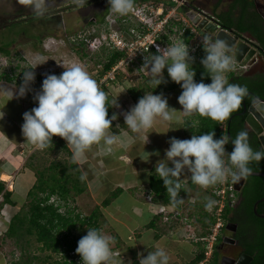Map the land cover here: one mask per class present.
<instances>
[{"label":"clouds","instance_id":"9594fccd","mask_svg":"<svg viewBox=\"0 0 264 264\" xmlns=\"http://www.w3.org/2000/svg\"><path fill=\"white\" fill-rule=\"evenodd\" d=\"M30 6L36 16H44L49 6L48 0H20ZM82 0H77L81 3ZM111 13L126 16L134 9V0H108ZM205 56L201 60L207 70L211 83L196 82L195 70L190 67L193 58L189 46L183 41L167 45L158 54L144 56L143 68L150 73V85L157 88L167 83L164 69L171 81L182 88L178 103L186 116L199 114L217 122L228 120L233 112L239 110L248 95L244 85L229 83L226 73L232 70V56L229 45L222 39L202 38ZM42 64V63H40ZM35 67L25 69L22 84L15 91L4 87V92L13 99L14 95L23 98L35 81ZM59 76L49 74L43 79L41 89L34 96L37 106L23 114L22 135L37 149H45L52 144L53 136L63 138L72 146L73 160L79 159L92 145L103 142L105 146L117 143V134L111 132L112 122L118 116L109 118V107H119L117 98L108 103L107 93L80 64L65 68ZM176 109L169 107L164 95L145 93L138 102L123 113L124 123L132 133H142L159 121L171 123L176 117ZM4 113L0 111V119ZM178 122V121H177ZM215 131L193 135L190 139L171 138L170 147L165 150V158L157 162L155 174L162 180L167 196L171 201L182 203L180 177L187 171L193 184L207 189L229 178L233 184L240 183L253 174L251 165L264 160V150H254L245 130L237 133L234 139L227 135L215 138ZM231 143L233 149L226 152L225 146ZM159 155V153H156ZM169 164L172 166L170 167ZM86 179V173L79 177ZM216 201L207 198L205 209L211 211ZM113 238L101 230L90 228L78 241L75 249L81 257V264H116L111 244ZM169 255L160 247L141 256L139 264H168Z\"/></svg>","mask_w":264,"mask_h":264},{"label":"crops","instance_id":"0c3cea01","mask_svg":"<svg viewBox=\"0 0 264 264\" xmlns=\"http://www.w3.org/2000/svg\"><path fill=\"white\" fill-rule=\"evenodd\" d=\"M236 1L234 0L226 13L233 9V18L237 20L242 15L243 9ZM247 1L250 2V0ZM260 3L262 4L263 1L260 0ZM193 4L196 7L205 8L204 0H193ZM215 14L221 20L222 14L217 12ZM240 35L252 46L259 48L249 32L240 33ZM235 76H244V74L242 72ZM21 84L22 82L0 80V111L4 113L3 119H0V181L6 183V189L13 193L14 201L12 205H5L0 210V264H14L19 259L15 253H12L11 261H9L10 258L1 248V243L6 242L17 249L14 242L5 237V233L12 218L26 203L28 193L36 183L35 173L28 163L38 149L26 141L22 135L21 125L24 122L23 114L37 106L34 96L39 91L35 84L31 83V90L23 98L14 95L13 99L9 100L10 97L4 92L6 87L15 93ZM161 93L167 98L169 107L177 110L176 119L173 122L165 124L157 121L152 128L142 133H132L124 123L123 114L115 107L112 114L116 113L118 118L112 122L110 131L117 134V143L112 146H105L103 142L94 144L75 160L82 173H86L87 183V191L77 198L78 203L76 202L77 207L78 205L83 207L84 217L80 215L83 218H89L93 211L98 212L96 224L99 230L113 238L112 250H118L125 255L123 264H139V255L146 257L144 254L155 251L157 247L163 248L168 253L170 264H194L196 256L201 251L199 244L184 240L182 228L177 226L173 231L162 230L158 205L164 204L171 209H179L183 207L182 203L178 206L168 205L161 198L156 197L155 204H149L143 197L144 192L151 191L150 182L155 174V166L159 160L165 158V150L170 147L169 141L173 138L172 135L178 133L177 136H179L181 132L184 133L188 127L187 124L194 117L179 112L182 111V106L178 103V97L182 93L181 87L177 91H158L153 94ZM138 100L136 99L135 102L137 103ZM120 125H122L121 128ZM67 146L71 154L70 159L73 160L72 146ZM169 166L172 165L169 164ZM180 179L181 185L187 189L190 173L185 171ZM189 189L192 192L196 190L202 193L198 185ZM191 196L190 201L197 199L196 204L193 205V213L199 217L198 222L205 226L206 201L204 198ZM183 197L188 199L189 194ZM3 200V195H0V204ZM77 210L81 213L79 209ZM79 234L78 231L74 232L75 236ZM35 248H38V251H35ZM40 248L39 245L34 246L35 256L44 260L51 255L49 252L41 251ZM32 264H52V261L45 260Z\"/></svg>","mask_w":264,"mask_h":264},{"label":"trees","instance_id":"16d2710c","mask_svg":"<svg viewBox=\"0 0 264 264\" xmlns=\"http://www.w3.org/2000/svg\"><path fill=\"white\" fill-rule=\"evenodd\" d=\"M89 1V0H87ZM138 1L147 0H134V3ZM163 1L168 4H173L171 0H156ZM239 0L236 3L242 6L243 11L241 16L236 20L234 19L233 9L228 13L220 15L221 24L223 27L232 30L235 34L240 35V33L249 32L250 36L256 41L257 46L262 51V59L264 61V19L258 13L253 0L248 2L247 0ZM242 1V2H241ZM193 4V0H190ZM89 3H92L91 1ZM98 5L107 6L108 0H103ZM182 11H184L182 7ZM10 44H6L0 47V55L4 54L6 56L10 55L9 51ZM85 51V50H84ZM78 52V50H77ZM205 53L203 54V57ZM121 57L120 54H111L108 56V62L105 63L104 71L110 70ZM190 67L195 70L194 80L196 82H204L205 84H210L211 79L206 69H204L201 62H195ZM164 74L167 83H162L157 88L155 85L153 87L149 86L148 83L143 84L138 87H132L129 89V93L135 99H140L143 94L148 92H170L178 89L179 84L171 81L168 76L167 69H164ZM229 83L240 84L243 83L248 90L254 92L256 96L264 99V76L258 77V80L250 79V83H247V79L243 76H235L230 74L228 76ZM0 80L14 81V77H9L7 75H0ZM40 80L39 83L36 81ZM35 82V83H34ZM35 87L38 91L41 89L43 79L40 76L35 78ZM252 97L247 101L250 104ZM244 101V100H243ZM239 110L233 112L230 118L222 123L214 121L206 116H201L195 114L193 117L195 124L189 122L187 124L189 134L201 135L209 131H215V138H220L222 135H230L231 139H234L238 132L241 130L247 131L246 128V115L240 114L244 107L243 102ZM108 103L111 105L112 99L108 96ZM115 107H109L108 115L109 118L112 116V110ZM250 136V145L255 150H263L260 148V143L258 137L254 132L247 131ZM228 149L230 152L233 149L231 143L228 144ZM56 152L65 151L68 156L71 157L70 151L68 149L67 143L61 138L56 139L55 136L52 138V144L43 151ZM40 152L34 153L30 158L28 166L34 171L36 176V183L30 190L27 196V203L21 208V210L12 218L8 225L5 237L12 240L16 248L20 251L21 255L16 263L14 264H32L34 262H44L52 261V264H63L61 262L53 261V254L58 255L61 251L68 252L75 246H78L79 239L84 236L81 234L85 228H96L99 226L96 224V218L98 216L97 211H93L89 218H83L80 214L76 213L75 209H68L67 206L69 202L75 200L77 197L83 195L87 191L86 180H81L79 177L82 174L81 169L77 163L71 159V162L67 160H55L50 162L48 166L42 169L37 165L38 157ZM36 161V162H35ZM253 171L264 172V160L260 164L253 163L251 165ZM251 181L257 183L256 193L257 197L254 198L251 203H248V211L252 219L263 227L264 229V219H258L253 214V206L255 200L259 197L264 196V177H251ZM196 184H193L191 180L189 181V187L194 188ZM150 189L155 194L157 198H161L165 204L178 206L179 203L174 204L171 199L167 196L166 189L163 186L162 180L154 174L151 178ZM263 190V192L261 191ZM0 195H3V202L0 204V210L3 209L5 205H12L14 203L12 197L13 193L6 189V183L0 181ZM188 195L187 189L181 185V191L179 197ZM52 197H57L67 208L66 213H61L60 209L62 205L56 206L50 203ZM260 210H264V203L260 204ZM231 207H228L225 211V218L229 216ZM78 231L79 236H75L74 232ZM221 241V237L220 240ZM41 246V251H46L51 253L44 260L43 258L35 256L33 254L34 246ZM246 252L253 257L251 264H264V235L258 236L254 239L251 245H245ZM38 251V248H35ZM204 258L202 251L196 256L194 264L199 263ZM138 264V263H136ZM214 264H219V257L215 253Z\"/></svg>","mask_w":264,"mask_h":264},{"label":"built area","instance_id":"2783aa9c","mask_svg":"<svg viewBox=\"0 0 264 264\" xmlns=\"http://www.w3.org/2000/svg\"><path fill=\"white\" fill-rule=\"evenodd\" d=\"M173 4L166 2H157L154 0L138 1L134 3V9L126 16L105 10L101 17L91 15L85 26L79 28L71 35H66L58 42L60 47L65 48L69 44L72 49L85 50L90 55L102 53L120 54L116 64L108 71H104L105 63L99 65L95 70L98 85L110 97L111 88L117 86L122 93L129 91L124 89L133 77L150 79V73L143 68L144 56L148 54H158L157 47L163 49L167 45L183 41L189 46V54L193 58L192 64L201 62L204 49L202 38L208 36L207 33L195 25L182 11L183 4L177 0H171ZM197 15L200 20H206L218 27V30H225L219 17L205 9L199 8ZM217 32L211 36L212 40L216 39ZM209 37V36H208ZM241 38V36H240ZM249 43L247 39L241 38ZM91 52V53H90ZM232 70L226 73L227 78L230 74L240 75L248 67L235 61L232 58ZM123 83L119 86V79ZM130 87V86H129ZM130 95V94H129ZM136 102L130 104V109ZM56 139L61 137L55 136ZM66 142L63 138H61ZM226 152L230 153L228 144L225 146ZM236 186L229 178L224 183H217L213 190V200L216 204L209 214V226L205 231L198 230V216H191L190 212L184 210L171 209L167 205H158L159 216L162 225L172 230L177 226L184 231L183 237L186 241L199 244L204 258L197 264H214V257L217 246L221 237V232L225 226V211L232 207L236 201ZM144 199L149 204H155L156 196L152 191H146L143 194ZM50 203L56 206L62 202L57 197H52ZM182 208V207H181ZM184 208V207H183ZM177 228V229H178ZM75 246L73 249L61 251L58 254V260L63 264H81V257L76 253ZM116 261L121 262L124 254L120 251H112Z\"/></svg>","mask_w":264,"mask_h":264},{"label":"rangeland","instance_id":"374dc122","mask_svg":"<svg viewBox=\"0 0 264 264\" xmlns=\"http://www.w3.org/2000/svg\"><path fill=\"white\" fill-rule=\"evenodd\" d=\"M90 1L92 3H89ZM102 1L103 0H82L81 3H77V0H48L49 6L45 15L36 16L31 7L24 5L20 2V0H0V47L6 44H10V55H0V75H7L11 78L14 77V81L22 82V72L25 69L29 67H35L37 64L42 63L38 65L33 71L35 72V78L37 76H40L42 79H45L49 74H55L59 76L66 70L65 68L71 66L72 64H80L97 81L95 70L99 65L104 64V61L108 58L109 54H107V52H104L98 55H90L89 53H87V51L78 50L77 48L72 49L69 44H65V48H62L60 47L58 41L61 38H64L66 35L69 36L72 33L76 32L79 28L85 26L86 19L88 18L89 14L95 11V9H92L93 3L98 4ZM204 2V9L206 11L214 14L215 12L224 14L229 10L234 0H204ZM238 2H240V0ZM163 75L165 78L164 72ZM149 80L150 79H142L135 76L131 80H129L130 87L127 83V85L124 86V89L129 91L130 88L146 84ZM39 82L40 80L36 81V83ZM118 82L120 86L121 83H123V79L120 78ZM149 86L153 87L154 85L149 84ZM177 90L178 89H176L175 91ZM129 94L120 92L117 86L111 88L110 98L112 99V101L117 98V102L119 105V107H117V110L122 114L129 111L130 109L128 108V106L136 101V99ZM192 115L195 116V113ZM117 122L119 124L121 123L120 121ZM190 122H192L193 124L196 123L193 118H191ZM119 127L121 128L122 125H120ZM185 130L186 131L184 133L181 132L179 136H177L178 133H176V135H172V137L181 140L190 139L192 136L189 134L188 127ZM36 152L41 153L37 158V165H39L41 169L45 166H48L50 162L55 160L64 159L68 162H71V157L68 156L65 151L48 152L45 150L43 151V149H38ZM215 186L216 185L210 186L207 189L201 188L202 193H199L198 191L196 192V190L192 192L188 186L187 189L189 197L188 199L187 197L184 198L183 196L179 197L182 199V206L184 207L180 208L179 210L182 209L184 211H188V213H192L191 216H193V205L196 204L197 199H193L192 201H190L192 197L191 195H194L197 198H204L205 201L207 200V198H211L213 200L212 194ZM77 198L73 201L71 200L67 208L75 210L79 209L81 213H79L78 210L76 211V213L82 215L83 207H81L80 205H78L79 207H77ZM26 203L24 204V206L26 205ZM60 205H62L60 212L66 213L67 208H65V204H63L62 202ZM175 210L178 209L175 208ZM209 220L210 217L208 213H206L205 217V226H202V223H199L197 220L196 226L198 227V230L201 229L202 231H205L209 226ZM88 229L89 228H85L81 234L86 235ZM166 229L168 228L164 226L162 227L163 231H167ZM1 248L4 250L7 257L10 258L9 261H11L12 253H15V256L18 257H20L21 255L20 252L17 251V249H14L12 245L6 242L1 243ZM147 255L148 254H144V256ZM57 256L53 255L54 262H60ZM139 257H141V255H139ZM120 261V263L119 261H116V264H123L125 258Z\"/></svg>","mask_w":264,"mask_h":264},{"label":"flooded vegetation","instance_id":"af4514ba","mask_svg":"<svg viewBox=\"0 0 264 264\" xmlns=\"http://www.w3.org/2000/svg\"><path fill=\"white\" fill-rule=\"evenodd\" d=\"M262 1L263 3L261 5L264 6V0ZM98 4L93 3L92 9H95V11H93V13L90 12L91 14H89V16L95 15L97 17H101L103 15L107 6L105 5L100 6ZM87 21L88 18L86 19V22ZM243 74H244L243 77L247 79V83H250V79L257 81L258 77L264 76V61H262L261 59L256 66L251 68L249 67L247 70L243 71ZM241 85H243V83H241ZM255 96L256 95L254 94V92L248 90V95L244 98L243 101L244 109H245V105L247 107L251 105ZM250 97H252L253 99L250 104H247V101L250 99ZM244 109L240 114L246 115L243 113ZM246 128L247 131L253 132L247 125ZM249 142H250V136H249ZM260 148L263 149L261 143H260ZM251 177L254 176L247 177L245 179L242 189L240 191H237L236 201L230 209L229 216L225 218V226L221 232V241H219L216 251L219 257V264H223L222 260L224 258H226L225 264H237V262L245 256L252 257L246 252L245 245L246 244L251 245L256 237L264 235L263 227L261 226V224L259 225L258 222H255V220L252 219L248 211V206H249L248 203L249 202L251 203V201L254 198L256 199L257 197L256 196L257 194L254 193V191L256 192L257 183L251 181L250 180ZM261 191L263 192V190ZM262 198H264V196L259 197L257 200H255L253 206V214L258 219H263L258 214H264V210L261 211L259 207L260 204L264 202L259 204L258 214L255 213L254 207L256 202ZM225 239L233 240V242L228 241L224 243Z\"/></svg>","mask_w":264,"mask_h":264},{"label":"water","instance_id":"95a60500","mask_svg":"<svg viewBox=\"0 0 264 264\" xmlns=\"http://www.w3.org/2000/svg\"><path fill=\"white\" fill-rule=\"evenodd\" d=\"M183 4V9L186 12L187 17L197 25L201 30L205 31L209 37L213 36L216 32V39H222L229 45V55L232 58L247 66L248 68L254 67L262 59V51L260 48L252 46L247 41L240 38L239 35L235 34L232 30L226 32L225 30H218V27L212 23H207L206 20H200V16L197 15L198 7L194 6L190 0H177ZM258 10V13L264 19V6L261 5L260 0L254 1ZM224 29H227L224 27ZM244 114H246V125L256 134L259 142L264 149V99L255 96L250 106L245 105ZM230 137V135H229ZM250 176L264 177V172H255ZM245 179L240 183L235 184L236 191H240L244 185ZM264 202V198L256 202L254 210L258 214V206ZM264 219V214H258ZM233 240L225 239L224 243ZM226 258L222 260L225 264ZM253 258L245 256L241 258L237 264H250Z\"/></svg>","mask_w":264,"mask_h":264},{"label":"bare ground","instance_id":"6f19581e","mask_svg":"<svg viewBox=\"0 0 264 264\" xmlns=\"http://www.w3.org/2000/svg\"><path fill=\"white\" fill-rule=\"evenodd\" d=\"M4 178H6V179H7V177H4Z\"/></svg>","mask_w":264,"mask_h":264}]
</instances>
